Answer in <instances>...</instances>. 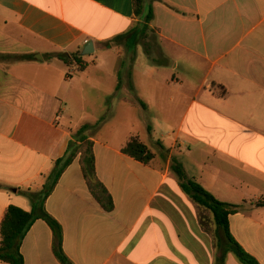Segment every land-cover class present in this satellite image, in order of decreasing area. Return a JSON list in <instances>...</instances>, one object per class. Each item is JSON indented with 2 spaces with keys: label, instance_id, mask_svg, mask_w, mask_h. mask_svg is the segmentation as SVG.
<instances>
[{
  "label": "crops",
  "instance_id": "crops-1",
  "mask_svg": "<svg viewBox=\"0 0 264 264\" xmlns=\"http://www.w3.org/2000/svg\"><path fill=\"white\" fill-rule=\"evenodd\" d=\"M149 9L144 31L132 0H0V228L10 206L30 212L43 199L89 125L114 208L97 200L79 154L45 201L66 264H242L182 189L174 160L240 206L230 232L264 264V207L254 205L264 199V0H145ZM88 43L84 68L52 58ZM132 137L150 163L123 153ZM20 251L24 264H65L42 219Z\"/></svg>",
  "mask_w": 264,
  "mask_h": 264
},
{
  "label": "trees",
  "instance_id": "trees-1",
  "mask_svg": "<svg viewBox=\"0 0 264 264\" xmlns=\"http://www.w3.org/2000/svg\"><path fill=\"white\" fill-rule=\"evenodd\" d=\"M134 14L141 18L147 24L144 31H148V24L153 20V10L149 9L145 13V0H132ZM147 56L152 63H157L155 57L147 52ZM52 58L63 62L66 66L74 64L83 66V56L81 52L76 54L57 53ZM120 81V80H119ZM94 127L89 125L81 126L74 134L75 141H71L67 154L64 158L56 161L54 169L49 174L47 185L44 187V197L38 204L33 206L32 211H25L21 208L10 206L5 213L0 228V261L5 264H24V258L20 251L21 241L28 233L31 226L38 219L46 221L51 228L56 241V254L58 258L67 263V257L62 248L63 231L57 220H55L45 208V201L49 194L56 187L59 179L70 166L74 159L79 155H84L83 173L90 181L95 195L103 208L110 212L114 208L112 197L107 189L97 179L94 166V157L92 151V142L88 140L87 133ZM123 153L143 163H150L154 159V154L149 147L138 137H132L125 147ZM172 171L180 181L182 189L191 199L200 207L208 210L212 216L214 224L223 238L232 246L238 259L242 264H259L256 258L245 252L236 242L230 232L229 217L240 211V206L220 202L213 195L208 193L201 185L190 179L183 166L176 160L173 161ZM257 207H264V199L254 204Z\"/></svg>",
  "mask_w": 264,
  "mask_h": 264
},
{
  "label": "water",
  "instance_id": "water-1",
  "mask_svg": "<svg viewBox=\"0 0 264 264\" xmlns=\"http://www.w3.org/2000/svg\"><path fill=\"white\" fill-rule=\"evenodd\" d=\"M94 51L95 49H94L93 43H88V45H86L85 49L83 50L82 55L89 56V55H92Z\"/></svg>",
  "mask_w": 264,
  "mask_h": 264
},
{
  "label": "rangeland",
  "instance_id": "rangeland-1",
  "mask_svg": "<svg viewBox=\"0 0 264 264\" xmlns=\"http://www.w3.org/2000/svg\"><path fill=\"white\" fill-rule=\"evenodd\" d=\"M143 51H144V48H143ZM146 59V58H145ZM172 73H174V71L172 72ZM177 72L175 71V74H176Z\"/></svg>",
  "mask_w": 264,
  "mask_h": 264
}]
</instances>
